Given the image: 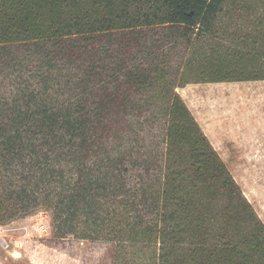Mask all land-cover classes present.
Segmentation results:
<instances>
[{
	"label": "trees",
	"instance_id": "trees-1",
	"mask_svg": "<svg viewBox=\"0 0 264 264\" xmlns=\"http://www.w3.org/2000/svg\"><path fill=\"white\" fill-rule=\"evenodd\" d=\"M253 80L264 0H0V224L45 207L57 237L115 231L155 264H264V222L177 91ZM138 124L161 151L125 140Z\"/></svg>",
	"mask_w": 264,
	"mask_h": 264
},
{
	"label": "rangeland",
	"instance_id": "rangeland-1",
	"mask_svg": "<svg viewBox=\"0 0 264 264\" xmlns=\"http://www.w3.org/2000/svg\"><path fill=\"white\" fill-rule=\"evenodd\" d=\"M176 66L171 55L170 67ZM177 91L264 222L260 95L246 81L191 83ZM157 126L138 124L124 138L146 153L161 151L163 141L157 137L161 126ZM54 225L53 214L45 207L0 224V264H155L152 245L114 238L120 236L115 231L91 230L84 237V227L78 223L73 233L57 237Z\"/></svg>",
	"mask_w": 264,
	"mask_h": 264
},
{
	"label": "crops",
	"instance_id": "crops-1",
	"mask_svg": "<svg viewBox=\"0 0 264 264\" xmlns=\"http://www.w3.org/2000/svg\"><path fill=\"white\" fill-rule=\"evenodd\" d=\"M247 84H250L254 89V94L260 95L261 97V103L259 104L260 107V117L263 118L261 125L262 130L264 132V80H253V81H246ZM258 104V103H256Z\"/></svg>",
	"mask_w": 264,
	"mask_h": 264
}]
</instances>
